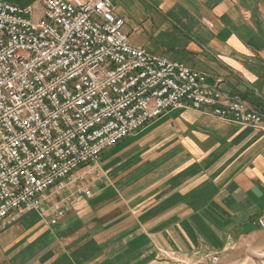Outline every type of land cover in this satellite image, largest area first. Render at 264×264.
Instances as JSON below:
<instances>
[{
    "label": "crops",
    "instance_id": "1",
    "mask_svg": "<svg viewBox=\"0 0 264 264\" xmlns=\"http://www.w3.org/2000/svg\"><path fill=\"white\" fill-rule=\"evenodd\" d=\"M0 1L42 16L43 0ZM115 12L132 46L264 114V0H117ZM101 168L102 181L89 179L93 198L73 201L56 224L19 218L36 212L0 224V264L210 258L261 231L264 131L179 109L107 150Z\"/></svg>",
    "mask_w": 264,
    "mask_h": 264
},
{
    "label": "built area",
    "instance_id": "2",
    "mask_svg": "<svg viewBox=\"0 0 264 264\" xmlns=\"http://www.w3.org/2000/svg\"><path fill=\"white\" fill-rule=\"evenodd\" d=\"M116 3L43 0L37 18L0 1V224L24 212L56 224L73 201L93 198L89 179L105 178L107 150L170 112L264 131L263 113L204 74L132 46Z\"/></svg>",
    "mask_w": 264,
    "mask_h": 264
},
{
    "label": "rangeland",
    "instance_id": "3",
    "mask_svg": "<svg viewBox=\"0 0 264 264\" xmlns=\"http://www.w3.org/2000/svg\"><path fill=\"white\" fill-rule=\"evenodd\" d=\"M40 217L39 213L19 216L22 221L27 222L24 224L29 228L39 226L42 218ZM258 229L261 231L252 235V237L244 238L237 246L232 247L223 254L210 258L199 255L188 260L164 255L167 259L160 258L154 264H264V229L259 225Z\"/></svg>",
    "mask_w": 264,
    "mask_h": 264
}]
</instances>
